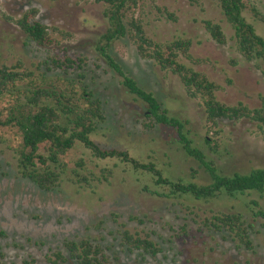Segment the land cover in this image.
<instances>
[{"label":"rangeland","instance_id":"rangeland-1","mask_svg":"<svg viewBox=\"0 0 264 264\" xmlns=\"http://www.w3.org/2000/svg\"><path fill=\"white\" fill-rule=\"evenodd\" d=\"M139 1L135 17L144 23L151 38L161 43L178 38L191 41L190 53L202 63L184 62L220 86V102L229 106L243 103L251 109L260 106V97L264 96V64L249 63L237 52L234 31L222 15L218 0H200L199 5L185 0ZM244 2L245 18L264 37V22L253 12L255 9L259 17H264V0ZM32 8L38 11L39 22L67 35L54 34L57 42L48 48L29 42L15 20ZM107 9V5L94 0H0V68L22 62L36 76L59 75L75 80L77 85L86 84L103 101L107 117L93 137L96 143L107 149L128 151L144 162L154 160L174 179H190L197 171L206 180L199 163L184 154L174 129L145 128L146 108L127 93L120 76L102 57L98 48L109 28ZM3 14L13 21L5 20ZM167 14H172L176 21ZM207 20L221 25L227 37L225 45L217 44L208 34L204 26ZM110 53L130 76L156 95L164 108L189 122L196 146L222 173L244 174L264 168V132L255 124L222 123L220 150L214 152L202 140L206 128L200 101L186 95L178 77L139 57L129 39L115 42ZM66 56L76 61L68 74L45 64L50 58L64 60ZM78 65L83 69L79 70ZM19 143L15 132L0 128V264H24L31 260L35 264H51L48 258L56 251L69 257L65 241L85 238L100 245L112 264H264V218L254 217L258 208L250 203L257 200L264 206V200L256 195L245 198L251 209L226 202L199 204L190 209L186 204L154 195L157 189L150 180L130 166L98 160L82 145L70 153L69 173L61 185L46 193L19 175ZM80 159L86 162L87 172L83 173L94 175L92 190L80 188L70 180L74 179L71 171ZM104 169H110L112 174L108 182L100 183L95 177H101ZM220 211L244 214L252 226V250L234 242L226 232L203 225L206 217ZM124 230L150 235L161 252L156 256L128 252L121 246L119 233ZM67 264L77 263L70 259Z\"/></svg>","mask_w":264,"mask_h":264},{"label":"trees","instance_id":"trees-1","mask_svg":"<svg viewBox=\"0 0 264 264\" xmlns=\"http://www.w3.org/2000/svg\"><path fill=\"white\" fill-rule=\"evenodd\" d=\"M185 1L191 5L200 4V0ZM94 2L108 6L105 17L108 19L109 28L101 37L102 45L98 50L109 67L120 76L127 93L146 108L145 128L174 129L184 154L199 163L207 179L203 181L197 171H194L190 179H174L168 176L154 160L144 162L133 157L128 151L100 146L93 139L107 121L104 103L100 97L86 84L81 82L77 85L71 78L47 74L36 76L25 69L22 62H18L14 67L0 68V106L3 107V112L0 114V128L15 132L20 139L16 149L19 175L40 191L52 192L61 185L63 177L69 173L67 159L70 153L77 145H82L98 160H113L130 166L134 172L150 180L157 189L153 192L154 195L186 204L190 209L199 204L214 202L238 203L251 209L250 204L245 201L246 197L256 195L264 200V168H254L244 174L222 173L196 146L188 128L189 122L164 108V104L156 95L130 76L110 51L115 42L129 39L135 45L139 57L153 61L161 71L178 77L186 95L191 100L200 101L206 128V135L202 140L217 153L221 146L219 137L223 132L221 124L224 122H249L264 132V96L260 97V106L253 109L243 103L229 106L220 102L217 99L220 86L184 62V60L188 61L192 65L202 63L193 59L190 53L192 46L190 40L178 38L161 43L151 38L144 23L135 17L139 0H94ZM218 2L222 15L234 31L237 52L249 63H256V66L264 64V37L260 36L254 25L245 18L247 6L244 0H218ZM157 10L161 11L159 7ZM253 12L258 20L264 22V17H259L255 9ZM167 15L170 20L176 21L172 14ZM37 16L38 11L32 8L15 20L29 42L48 48L57 42L54 34L67 35L56 27L49 28L42 24L37 20ZM3 17L7 21H13L7 15L3 14ZM204 26L217 44L227 43V37L220 24L207 20L204 21ZM49 60L46 65L52 64L53 67L63 70L65 74L76 66V61L68 56L64 60L56 57ZM80 62L82 64V60ZM78 69L82 70V65H78ZM75 166L76 169L71 171L74 176V179H70L71 182L80 188L92 190L91 177L94 175L91 172L83 173L87 170L85 160H78ZM111 174L110 169H104L102 176L95 179L100 183L108 182ZM146 189L149 190L147 187ZM250 203L258 208L257 212H254V217L264 218V206L261 202L251 200ZM212 214L210 218L204 219L205 227L216 232H226L240 246L247 250L253 249L250 239L252 226L248 224L244 214L240 211L228 213L220 211ZM119 234L121 246L130 253L140 252L156 256L161 252L148 234L142 236L129 230ZM64 247L69 257L61 251H56L53 257L48 258L49 263L67 264L71 259L77 264H112L102 247L92 242L90 238L65 241ZM24 264H35V261H25Z\"/></svg>","mask_w":264,"mask_h":264}]
</instances>
